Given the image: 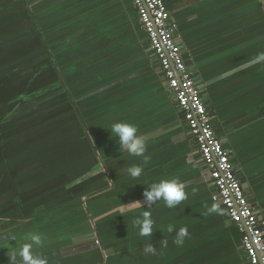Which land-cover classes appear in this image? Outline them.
I'll list each match as a JSON object with an SVG mask.
<instances>
[{
  "label": "crops",
  "instance_id": "crops-1",
  "mask_svg": "<svg viewBox=\"0 0 264 264\" xmlns=\"http://www.w3.org/2000/svg\"><path fill=\"white\" fill-rule=\"evenodd\" d=\"M26 1L96 150L97 169L80 181L95 182L101 173L97 182L105 185L73 200L62 192L30 216L15 208L14 194L0 191V264H14L9 258L32 233L43 239L32 252L47 264H251L243 232L213 199L216 188L133 1ZM164 2L214 132L264 219V0ZM118 121L137 127L147 163L119 151L108 129ZM132 165L144 168L139 179L126 175ZM173 178L188 196L178 206L161 200L150 208L126 207L132 201L145 205L150 184ZM214 203L223 214L207 212ZM144 211L154 221L149 237L138 236L132 224ZM181 227L189 234L178 245ZM149 244L155 254L145 253Z\"/></svg>",
  "mask_w": 264,
  "mask_h": 264
},
{
  "label": "trees",
  "instance_id": "trees-1",
  "mask_svg": "<svg viewBox=\"0 0 264 264\" xmlns=\"http://www.w3.org/2000/svg\"><path fill=\"white\" fill-rule=\"evenodd\" d=\"M97 166L86 126L28 2L0 0V191L14 194L15 208L30 216L62 192L73 200L101 190V173L95 182L80 181Z\"/></svg>",
  "mask_w": 264,
  "mask_h": 264
},
{
  "label": "built area",
  "instance_id": "built-area-1",
  "mask_svg": "<svg viewBox=\"0 0 264 264\" xmlns=\"http://www.w3.org/2000/svg\"><path fill=\"white\" fill-rule=\"evenodd\" d=\"M132 1L160 63L165 84L184 113V120L216 188L213 199L243 232L242 243L250 263L264 264V219L249 202L231 153L214 132L213 116L203 101L202 89L175 37L176 22L164 0Z\"/></svg>",
  "mask_w": 264,
  "mask_h": 264
},
{
  "label": "clouds",
  "instance_id": "clouds-1",
  "mask_svg": "<svg viewBox=\"0 0 264 264\" xmlns=\"http://www.w3.org/2000/svg\"><path fill=\"white\" fill-rule=\"evenodd\" d=\"M108 129L117 141L121 153L126 152L129 156L144 157V162L147 163L148 157L145 156L146 143L144 139L137 135L138 129L135 125L118 121L113 122ZM143 172L144 168L140 165H132L125 170L126 175L132 180L139 179ZM143 195L146 207L139 201H132L126 207H129V209L135 206L150 208L157 201L162 200L168 208H174L188 198L184 184L176 178L163 179L150 184L144 190ZM207 212L223 214L224 210L214 203L207 209ZM132 224L136 229V234L140 237L152 236L154 232V221L149 211H144L140 217L134 218ZM169 231H172V228H169ZM188 234L186 227L179 228L176 231L175 243L182 245ZM26 239L30 240V242L20 243L18 249L13 252L9 260L16 264L18 256L20 258L19 264H47L46 258L34 255L32 252L34 245L41 246L43 244L41 235L32 233ZM144 251L145 253L155 254L156 249L153 245L149 244L144 248Z\"/></svg>",
  "mask_w": 264,
  "mask_h": 264
}]
</instances>
